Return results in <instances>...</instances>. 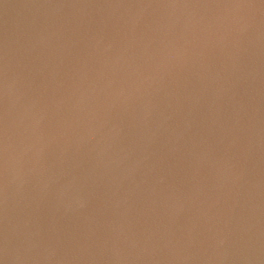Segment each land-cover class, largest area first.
<instances>
[{"label":"water","instance_id":"obj_1","mask_svg":"<svg viewBox=\"0 0 264 264\" xmlns=\"http://www.w3.org/2000/svg\"><path fill=\"white\" fill-rule=\"evenodd\" d=\"M0 264H264V0H0Z\"/></svg>","mask_w":264,"mask_h":264}]
</instances>
